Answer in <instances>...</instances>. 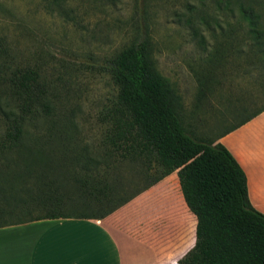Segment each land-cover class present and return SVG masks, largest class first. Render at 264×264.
<instances>
[{
    "label": "trees",
    "instance_id": "trees-1",
    "mask_svg": "<svg viewBox=\"0 0 264 264\" xmlns=\"http://www.w3.org/2000/svg\"><path fill=\"white\" fill-rule=\"evenodd\" d=\"M217 12L212 23L202 20L190 30L206 69L195 74L194 107L206 97L222 58L235 61L252 82L253 99H264V11L238 5ZM101 69L116 95L99 116V149L93 151L43 63L19 56L11 35L0 29V227L100 219L176 171L196 220L194 245L176 264H264V214L250 205L244 172L218 142L264 104L216 138L199 137L180 96L155 68L147 33L133 37ZM124 163L137 164L136 177L147 181L118 198L126 183L114 176Z\"/></svg>",
    "mask_w": 264,
    "mask_h": 264
},
{
    "label": "rangeland",
    "instance_id": "rangeland-1",
    "mask_svg": "<svg viewBox=\"0 0 264 264\" xmlns=\"http://www.w3.org/2000/svg\"><path fill=\"white\" fill-rule=\"evenodd\" d=\"M238 5L264 11V0H0V29L11 35L19 56L43 63L58 98L74 110L80 136L97 151L99 116L116 95L103 62L143 32L150 37L155 68L180 96L186 121L199 137L216 138L264 104L252 98L256 88L238 64L222 58L206 97L194 107L195 74L206 69L191 27L212 23L219 7ZM136 173L137 164L128 163L115 172L126 183L118 198L147 181Z\"/></svg>",
    "mask_w": 264,
    "mask_h": 264
},
{
    "label": "crops",
    "instance_id": "crops-1",
    "mask_svg": "<svg viewBox=\"0 0 264 264\" xmlns=\"http://www.w3.org/2000/svg\"><path fill=\"white\" fill-rule=\"evenodd\" d=\"M264 214V111L218 139ZM43 219L0 227V264H176L194 245L196 220L176 171L103 218Z\"/></svg>",
    "mask_w": 264,
    "mask_h": 264
},
{
    "label": "built area",
    "instance_id": "built-area-1",
    "mask_svg": "<svg viewBox=\"0 0 264 264\" xmlns=\"http://www.w3.org/2000/svg\"><path fill=\"white\" fill-rule=\"evenodd\" d=\"M91 222H92V223H96L97 221H96V220H94V219H92V220H91Z\"/></svg>",
    "mask_w": 264,
    "mask_h": 264
}]
</instances>
